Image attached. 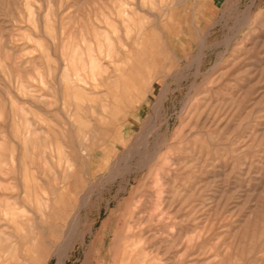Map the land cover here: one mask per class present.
I'll use <instances>...</instances> for the list:
<instances>
[{
	"label": "rangeland",
	"instance_id": "obj_1",
	"mask_svg": "<svg viewBox=\"0 0 264 264\" xmlns=\"http://www.w3.org/2000/svg\"><path fill=\"white\" fill-rule=\"evenodd\" d=\"M0 264H264V0H0Z\"/></svg>",
	"mask_w": 264,
	"mask_h": 264
}]
</instances>
